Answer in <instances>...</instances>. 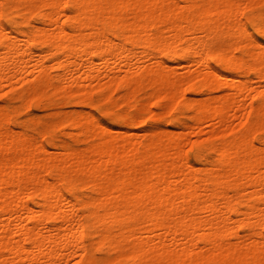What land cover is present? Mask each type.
Here are the masks:
<instances>
[{"label":"bare ground","instance_id":"1","mask_svg":"<svg viewBox=\"0 0 264 264\" xmlns=\"http://www.w3.org/2000/svg\"><path fill=\"white\" fill-rule=\"evenodd\" d=\"M2 99L0 264H264V0H0Z\"/></svg>","mask_w":264,"mask_h":264},{"label":"rangeland","instance_id":"2","mask_svg":"<svg viewBox=\"0 0 264 264\" xmlns=\"http://www.w3.org/2000/svg\"><path fill=\"white\" fill-rule=\"evenodd\" d=\"M119 97V95L118 94H115V96H114V98H118ZM5 101V100H4ZM3 99L2 100H0V103H2L3 104ZM115 109H116V112H118V113H121V112H123V111H126L127 110V106H120V105H118L117 107H114ZM70 109V108H69ZM71 109H73V107H71ZM163 109H164V107H163ZM86 110H90L91 112H94V113H96V114H99L98 112H96L95 111V109L93 110V108H86ZM93 110V111H92ZM159 110V108L155 105V100H151L150 102H149V104L147 105V107H146V110L145 111H147L146 113L148 114V117L149 116H151V115H153L155 112H157ZM41 114L42 112L40 111V110H32V111H29V110H22L17 116H15L13 119L16 121V122H20V121H24V120H26V119H28V118H30V117H32L34 114ZM104 122H106L107 124H112V123H114L115 121H114V119L113 120H108V119H106V120H104ZM224 122L226 123V126L227 127H236V126H238V123H239V119H234L233 117H232V115L231 114H228L227 116H225V119H224ZM165 125H167L168 126V129H170V130H174V131H177V129H175L174 127H171V125L170 124H168V123H164ZM208 124H210V123H207V125ZM136 126H138V124H136ZM145 128V126H138L137 127V129H138V132L139 133H142V130ZM211 127H207L206 129H210ZM14 129L15 130H20V126H19V124H16L15 126H14ZM61 135H57L56 136V138L57 137H60ZM203 136V135H202ZM206 136H208V133H205L204 134V136L203 137H206ZM198 136H196L195 134H192V136H191V139H196ZM189 146V145H188ZM187 148V147H186ZM189 148V147H188ZM54 152L55 151H59L58 149H54L53 150Z\"/></svg>","mask_w":264,"mask_h":264}]
</instances>
